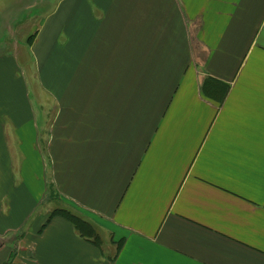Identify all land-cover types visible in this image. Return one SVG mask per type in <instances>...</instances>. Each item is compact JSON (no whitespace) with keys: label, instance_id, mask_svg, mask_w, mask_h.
Returning <instances> with one entry per match:
<instances>
[{"label":"crops","instance_id":"1","mask_svg":"<svg viewBox=\"0 0 264 264\" xmlns=\"http://www.w3.org/2000/svg\"><path fill=\"white\" fill-rule=\"evenodd\" d=\"M0 264H264V0H0Z\"/></svg>","mask_w":264,"mask_h":264},{"label":"rangeland","instance_id":"2","mask_svg":"<svg viewBox=\"0 0 264 264\" xmlns=\"http://www.w3.org/2000/svg\"><path fill=\"white\" fill-rule=\"evenodd\" d=\"M35 94H37V92L32 91L31 90V87L29 86L28 87V90L25 92V95H26L25 98H26V100H29V102L31 104H32V101H33V104H36L37 97H36ZM39 97H40V100L41 101H44V104L46 106L45 101H47V93H45V92H39ZM53 201H54L53 199H49V201L45 205L46 208L51 209L54 205H56L57 206V209H55L56 211H66V212L70 213L72 216L77 217L79 220H81L83 222H86L88 225H90L91 227H93L94 234L96 235V240L99 241V242H101L102 240L104 241L107 238V236L105 234H103V232H100L96 227H94L93 225H91L90 223H88L87 221H85L83 218H81L77 213H75V210L74 209L69 208L66 204L63 205V204H60V203H57V202H53ZM90 235H92V234H90ZM92 238H93V236H92Z\"/></svg>","mask_w":264,"mask_h":264},{"label":"trees","instance_id":"3","mask_svg":"<svg viewBox=\"0 0 264 264\" xmlns=\"http://www.w3.org/2000/svg\"><path fill=\"white\" fill-rule=\"evenodd\" d=\"M30 42H32V39L30 40ZM58 215L63 216L66 219H68L73 224V226L75 227V229L78 231V233L81 236L87 237V238H92V236H93V238L95 239L96 235L94 234L93 227L88 225L86 222L79 220L77 217L72 216L70 213H68L66 211H56L55 210L51 214V217L58 216ZM90 234H92V235H90Z\"/></svg>","mask_w":264,"mask_h":264}]
</instances>
